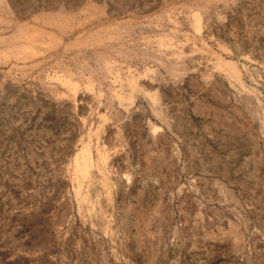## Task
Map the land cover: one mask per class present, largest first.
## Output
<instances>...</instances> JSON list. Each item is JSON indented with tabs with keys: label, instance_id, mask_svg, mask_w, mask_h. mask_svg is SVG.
Masks as SVG:
<instances>
[{
	"label": "rangeland",
	"instance_id": "obj_1",
	"mask_svg": "<svg viewBox=\"0 0 264 264\" xmlns=\"http://www.w3.org/2000/svg\"><path fill=\"white\" fill-rule=\"evenodd\" d=\"M0 264H264V0H0Z\"/></svg>",
	"mask_w": 264,
	"mask_h": 264
},
{
	"label": "bare ground",
	"instance_id": "obj_2",
	"mask_svg": "<svg viewBox=\"0 0 264 264\" xmlns=\"http://www.w3.org/2000/svg\"><path fill=\"white\" fill-rule=\"evenodd\" d=\"M195 18H197V17H195ZM200 25V24H199ZM198 30V29H197ZM58 77V76H57ZM54 78V77H53ZM70 86V85H69ZM73 86H74V84H73ZM73 89V88H72ZM153 93V92H152ZM83 148V147H82ZM88 150V149H87ZM87 153H89V152H87ZM85 155V154H84ZM88 160H89V158H85L84 159V161H85V166L87 165V162H88ZM86 177V176H85Z\"/></svg>",
	"mask_w": 264,
	"mask_h": 264
}]
</instances>
